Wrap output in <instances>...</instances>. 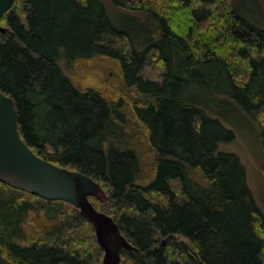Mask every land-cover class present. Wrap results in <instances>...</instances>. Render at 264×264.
Returning <instances> with one entry per match:
<instances>
[{
    "label": "trees",
    "instance_id": "16d2710c",
    "mask_svg": "<svg viewBox=\"0 0 264 264\" xmlns=\"http://www.w3.org/2000/svg\"><path fill=\"white\" fill-rule=\"evenodd\" d=\"M239 5L15 0L0 19V91L14 99L20 133L42 158L102 185L107 200L91 201L133 245L121 264H264V215L246 167L219 150L236 138L221 118L239 113L264 147V25ZM96 57L118 62L143 96L134 112L155 154L150 170L128 107L82 90L61 65ZM103 255L78 208L0 182V264H102Z\"/></svg>",
    "mask_w": 264,
    "mask_h": 264
},
{
    "label": "water",
    "instance_id": "95a60500",
    "mask_svg": "<svg viewBox=\"0 0 264 264\" xmlns=\"http://www.w3.org/2000/svg\"><path fill=\"white\" fill-rule=\"evenodd\" d=\"M15 0H0V19ZM7 27L0 24V32ZM0 182L46 200H64L88 219L103 250L102 264H121L122 253L133 245L112 216L91 201L107 200L102 185L90 175L39 156L22 137L14 99L0 91Z\"/></svg>",
    "mask_w": 264,
    "mask_h": 264
},
{
    "label": "rangeland",
    "instance_id": "374dc122",
    "mask_svg": "<svg viewBox=\"0 0 264 264\" xmlns=\"http://www.w3.org/2000/svg\"><path fill=\"white\" fill-rule=\"evenodd\" d=\"M102 1L108 6L111 4V0ZM230 2L232 5L239 3V6L248 9L249 14L258 23L264 25V0H235V2L230 0ZM61 65L65 73L82 90L96 89L110 102L122 101L128 107L129 124H131L129 131L137 137V149L141 154L145 171L150 170L155 154L147 138L148 133L134 112V105L141 103L143 96L135 87L125 84L119 63L110 58L96 57L88 61L72 63L70 67L66 62ZM149 70L154 77H158L160 66L154 63ZM228 113H225L226 116L233 115ZM221 120L224 126L234 131L236 138L231 142L221 143L219 150L234 153L241 159L246 167L248 186L264 215V147L260 129L255 122L240 113L234 118H221ZM34 222L31 229L34 231H31V234L46 226V220L40 219Z\"/></svg>",
    "mask_w": 264,
    "mask_h": 264
},
{
    "label": "bare ground",
    "instance_id": "6f19581e",
    "mask_svg": "<svg viewBox=\"0 0 264 264\" xmlns=\"http://www.w3.org/2000/svg\"><path fill=\"white\" fill-rule=\"evenodd\" d=\"M155 74V73H154Z\"/></svg>",
    "mask_w": 264,
    "mask_h": 264
}]
</instances>
